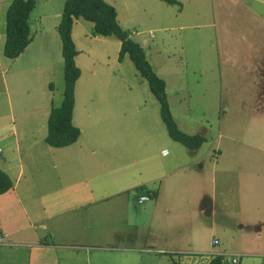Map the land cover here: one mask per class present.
Listing matches in <instances>:
<instances>
[{
	"label": "rangeland",
	"instance_id": "374dc122",
	"mask_svg": "<svg viewBox=\"0 0 264 264\" xmlns=\"http://www.w3.org/2000/svg\"><path fill=\"white\" fill-rule=\"evenodd\" d=\"M64 1L36 0L29 14L31 41L19 56L6 57L4 37L0 40V158L21 161L38 127L34 120L41 124L52 107L61 105L63 58L56 27ZM105 1L115 7L120 26L143 47L152 69L165 81L178 128L205 141L189 149L173 140L145 78L128 55L118 61L120 40L94 35L92 22L77 18L71 36L80 76L74 85L72 123L82 128L83 143L112 159L103 177L106 191L124 189L121 197L129 207L124 219L99 231L109 232L106 239L117 241L118 248L87 256L59 254L54 264L196 262L216 249L223 250L224 264L238 253L240 264H264V96L253 88L264 90V2ZM257 69L263 80L252 83ZM123 120H130L126 129ZM92 133L101 139L92 141ZM37 145L46 144L42 140ZM140 156L142 163L134 164ZM16 171L13 167L9 174ZM159 171L165 177L152 175ZM145 179L153 180L147 186L157 192L173 191V206L154 208L152 197L139 204L136 186ZM41 228L21 229L14 239L38 236L49 244L54 239ZM214 237L219 245L213 247ZM14 242L0 245V264H30V247ZM167 244L187 251H157ZM125 247L133 249H121ZM33 263L45 264L41 258Z\"/></svg>",
	"mask_w": 264,
	"mask_h": 264
},
{
	"label": "crops",
	"instance_id": "0c3cea01",
	"mask_svg": "<svg viewBox=\"0 0 264 264\" xmlns=\"http://www.w3.org/2000/svg\"><path fill=\"white\" fill-rule=\"evenodd\" d=\"M10 1L0 0V40L2 37L5 40V15ZM261 1L264 2L260 0V3ZM261 4L264 5V3ZM28 24H30L29 18ZM258 71L259 69L253 70L255 75L253 74L252 83L263 80L259 78ZM253 88L255 89V94L264 96V90H259L258 93L256 92L257 88ZM86 116L90 117L89 114ZM47 119L48 113L41 121V124L34 120V128L38 127L33 130L29 145L25 146L26 152L23 150L25 154L21 153L22 150L17 145L19 157L21 153V161L20 159L16 160L14 156L9 159L0 158V169L10 177L13 183L11 189L0 194V245H10L11 242L15 241L14 243L17 246H29L30 264H34L33 262L37 258H41L45 264L51 263V261L54 264L58 261L57 255L59 254L76 257L83 254L87 256L91 251L107 250L111 252V246L118 248V242L111 244V239H106L109 236V232L101 233L99 231H103L105 227L111 228V224L114 227L119 220L124 219L125 210L129 207L128 200L121 197L125 192L124 189L113 192L111 190L106 191V182L103 181V177L105 170L110 167L112 159L107 154L104 156L100 155L97 149H92L89 144L83 143L81 141L83 136L82 128L79 125H75V123L73 125L78 127L80 131L75 142L62 147L48 145L44 140L47 134ZM71 121H73V116ZM123 121V126L126 129L130 120ZM38 133L39 137H37ZM90 137H94L92 141L101 139L98 133H92ZM2 138L3 133L0 139ZM42 140H44L46 145L38 146L37 144L41 143ZM0 147L2 152L1 144ZM86 157H93V159H88L86 162ZM141 157L133 160L134 164L142 163ZM156 162L155 164L157 165L158 163ZM13 167L17 171L16 175L12 177L9 171L12 172ZM48 167L56 169V172L52 173L47 169ZM100 168L102 170H99ZM161 168H163V165ZM27 169L30 172L25 175L24 172ZM160 173L161 171L152 175L161 177ZM172 173L173 170L168 169V175ZM152 181L151 179H145V181L141 182V185L136 186L140 194L146 193L148 199L150 197L154 198L155 200L152 203L154 208L156 205L173 206V191H167L166 195L157 192L156 189L147 186ZM143 202H139V204ZM135 211L140 213V209L137 207ZM126 223L127 221H125ZM41 227H43L46 234H49L50 239H54L50 240L49 244H46L45 238V241H41L38 236L36 238L31 236L27 239H14V236L21 229L23 231L42 230ZM116 227H120V225ZM135 228L137 231V227ZM262 228L257 227L256 230L259 231ZM213 240H217V243H213ZM211 244L213 247L218 246V238H212ZM173 246L167 244L165 247L158 248L157 251L160 253H186L185 251H187ZM31 247L33 248L32 251ZM168 247L171 248L167 250ZM58 249H65L66 252L58 253L55 251ZM121 249L131 250L133 248L125 247ZM206 253H211L210 257H199L196 262H193V259L184 258L185 260L182 259L179 263L207 264L215 255L224 256L222 249ZM99 256L97 260L102 261V256Z\"/></svg>",
	"mask_w": 264,
	"mask_h": 264
},
{
	"label": "trees",
	"instance_id": "16d2710c",
	"mask_svg": "<svg viewBox=\"0 0 264 264\" xmlns=\"http://www.w3.org/2000/svg\"><path fill=\"white\" fill-rule=\"evenodd\" d=\"M168 4H179L178 0H163ZM36 0H11L5 15V40L3 54L15 58L24 51L31 41L29 14ZM115 7L105 0H65L57 24V32L61 40L63 58L64 90L63 100L59 107H52L47 119V134L45 142L53 147L67 146L75 142L79 136V128L73 125L72 110L74 104V85L80 76V69L75 64L74 57L78 51L75 48L71 31L73 20L83 18L92 22L94 35L115 36L120 40L118 61L128 55L135 69L147 81L149 90L159 103L160 117L165 124L168 135L187 148L197 149L205 141L204 136L188 134L180 130L173 119L165 92V81L152 69L146 58L143 47L129 37L116 18ZM9 176L0 169V194L12 188ZM146 194V193H145ZM222 255L213 256L207 264H224ZM174 264H180L175 262Z\"/></svg>",
	"mask_w": 264,
	"mask_h": 264
},
{
	"label": "built area",
	"instance_id": "2783aa9c",
	"mask_svg": "<svg viewBox=\"0 0 264 264\" xmlns=\"http://www.w3.org/2000/svg\"><path fill=\"white\" fill-rule=\"evenodd\" d=\"M0 153H1V147H0ZM148 199L147 194L143 193L140 194L138 197V202H143ZM213 243H217V240H213ZM228 264H240V255L239 254H232L229 263Z\"/></svg>",
	"mask_w": 264,
	"mask_h": 264
}]
</instances>
